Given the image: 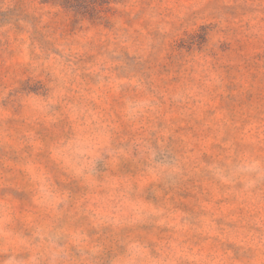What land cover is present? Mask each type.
Wrapping results in <instances>:
<instances>
[{"label": "rangeland", "instance_id": "374dc122", "mask_svg": "<svg viewBox=\"0 0 264 264\" xmlns=\"http://www.w3.org/2000/svg\"><path fill=\"white\" fill-rule=\"evenodd\" d=\"M0 264H264V0H0Z\"/></svg>", "mask_w": 264, "mask_h": 264}]
</instances>
